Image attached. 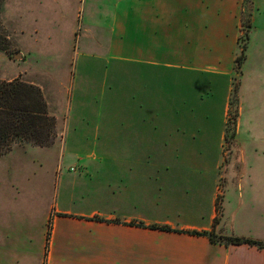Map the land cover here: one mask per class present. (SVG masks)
I'll use <instances>...</instances> for the list:
<instances>
[{"label":"crops","instance_id":"1","mask_svg":"<svg viewBox=\"0 0 264 264\" xmlns=\"http://www.w3.org/2000/svg\"><path fill=\"white\" fill-rule=\"evenodd\" d=\"M250 1L256 26L258 15L264 20V3ZM243 10L244 0H118L105 47L106 57L120 64L112 73L128 68L142 79L154 69L230 74ZM149 87L145 81L133 83L130 95L135 102L146 101ZM71 93L72 88L67 119L75 132L71 138H81V145L62 147L63 137L70 135L61 126L67 112H55L61 141L47 147L16 145L0 155V264H264V248L225 245L184 232L214 227L217 234L264 240V179L256 177L253 165L241 167V176L231 169L225 178L221 162L169 161V155L222 147L223 127L201 125L197 116H189L192 124L186 126L185 119L164 114L121 115L130 129L115 131L113 144L93 145L85 132V104L70 100ZM174 129L189 131L193 140ZM154 130L161 132L156 140ZM194 132L199 134L195 142ZM64 160L73 161L72 175L59 174ZM42 166L52 171L44 173ZM32 174L37 182L28 206L26 176ZM218 196L222 214L214 225Z\"/></svg>","mask_w":264,"mask_h":264},{"label":"rangeland","instance_id":"2","mask_svg":"<svg viewBox=\"0 0 264 264\" xmlns=\"http://www.w3.org/2000/svg\"><path fill=\"white\" fill-rule=\"evenodd\" d=\"M117 1L0 0V79L17 77L34 81L45 97L49 114L54 117L55 112L63 115L67 112L69 90L72 88L70 100H80L85 104V132L90 133L87 139L93 145L113 144L115 131L130 129V121L122 120L121 115L164 114L173 116L176 121L185 119L186 126L192 124L188 122L189 116L199 117V124L204 126L216 123L219 129L224 128L222 147L217 145L206 153L169 155V161L221 162L220 173L225 178H229L231 169L241 176V167L248 163L255 167L256 177L264 179V20L258 15L254 26L252 10L250 16L245 10L242 12L235 57L240 52L245 33L248 40L240 72L235 71L234 58L230 74L193 75L154 69L152 73L144 74L142 79L129 73L128 68L121 73H112L113 67L120 64L105 54L107 24ZM75 67L76 74L71 81ZM142 81L150 84L147 90L150 97L146 101L135 102L130 95L132 84ZM233 83L238 84L237 107L229 105ZM70 115L71 112H67L66 119ZM209 115L215 118L202 119ZM61 124L64 133L70 134L63 137L62 147L81 145V138H71L74 130L69 118ZM154 124L157 125L156 122ZM228 124L229 134H234L226 139ZM59 129L56 121L53 144L62 139ZM158 132L161 133L154 130L155 140ZM172 132L181 134L189 142L193 140L187 130L183 134L175 129ZM194 133L195 142L199 134ZM26 145L32 144L17 146ZM55 147L58 148L59 144ZM56 151L55 157L59 152L58 149ZM72 163V160L60 163L59 174L72 175ZM24 169L28 171V165ZM41 169L44 173L52 171V167L42 166ZM22 177L25 178L24 175ZM26 177L29 180L25 190L26 205L32 206L37 175ZM51 180L54 183L53 173ZM49 202H54L52 196ZM57 202L64 204V195L60 193ZM260 230L264 232V226ZM261 235L264 237V233Z\"/></svg>","mask_w":264,"mask_h":264},{"label":"trees","instance_id":"3","mask_svg":"<svg viewBox=\"0 0 264 264\" xmlns=\"http://www.w3.org/2000/svg\"><path fill=\"white\" fill-rule=\"evenodd\" d=\"M244 6L245 11L250 16V10L252 9L251 1L244 0ZM247 36V33H245L244 41L239 47L240 52L235 57L234 67L236 72H240L246 58ZM237 103L238 84L233 83L229 105L237 107ZM55 123V117L49 114L47 102L38 86L17 77L10 80L0 79V155L6 154L14 145L19 144L30 143L41 147L52 145L55 136ZM229 128V124L226 125V139H229L234 134L233 132L229 134ZM221 203L222 196H218L216 201L217 215L214 219V225L219 221L222 214ZM48 227L50 228V225ZM150 227L174 231L165 225H151ZM181 232L183 231L181 230ZM184 232L193 235H204L211 242H220L225 245L248 244L257 248H264V240L237 235L217 234L214 231V227L210 231L187 230ZM49 233L50 231L47 233L46 243L48 242Z\"/></svg>","mask_w":264,"mask_h":264},{"label":"water","instance_id":"4","mask_svg":"<svg viewBox=\"0 0 264 264\" xmlns=\"http://www.w3.org/2000/svg\"><path fill=\"white\" fill-rule=\"evenodd\" d=\"M15 57H19L18 55H16Z\"/></svg>","mask_w":264,"mask_h":264}]
</instances>
